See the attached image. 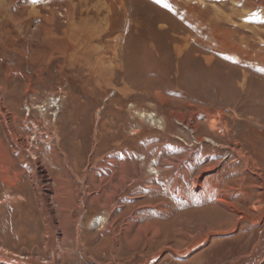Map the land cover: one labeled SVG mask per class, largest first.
I'll return each instance as SVG.
<instances>
[{"label":"rangeland","instance_id":"obj_1","mask_svg":"<svg viewBox=\"0 0 264 264\" xmlns=\"http://www.w3.org/2000/svg\"><path fill=\"white\" fill-rule=\"evenodd\" d=\"M261 255L264 0H0V264Z\"/></svg>","mask_w":264,"mask_h":264},{"label":"bare ground","instance_id":"obj_2","mask_svg":"<svg viewBox=\"0 0 264 264\" xmlns=\"http://www.w3.org/2000/svg\"><path fill=\"white\" fill-rule=\"evenodd\" d=\"M98 9H99V8H98ZM84 12H85V11H84ZM92 36H93V35H92ZM52 101H53V104H52V105H55V106H56L57 103L59 104V100H58V102H56V100H54V98H52ZM59 113H60V112H59ZM143 116H144V115H143ZM147 116L150 118V114L147 115ZM151 116H152V115H151ZM74 124H75V123H74ZM53 135H54V134H53ZM14 138H15V137H14ZM14 138H13V139H14ZM33 138H34V137H33ZM50 139H51V138H50ZM3 152H5V149H3ZM35 158H36V157H35ZM148 166H149V165H148ZM139 170H140V169H139ZM138 175H139V174H138ZM135 176H136V175H135ZM183 176H184V175H183ZM176 181H177V180H176ZM138 182H139V181H138ZM138 182H137V183H138ZM196 182H198V179L196 180ZM196 184H198V183H196ZM158 185H159V184H158ZM161 187H162V186H161ZM134 188H135V187H134ZM95 197H96V196H95ZM97 197H98V196H97ZM69 207H70V206H69ZM44 208H45V207H44ZM45 211H46V210H45ZM50 218H51V217H50ZM65 218H67V217H65ZM50 220H51V219H50ZM102 220H104L103 217H101V221H102ZM65 221H66V220H65ZM262 241H263V240H262ZM219 245H220V244H219ZM219 247H220V246H219ZM221 254H222V253H221ZM260 258H261V263H263V262H264V261H263V260H264V255H261ZM262 259H263V260H262ZM258 263H260V262H258Z\"/></svg>","mask_w":264,"mask_h":264},{"label":"crops","instance_id":"obj_3","mask_svg":"<svg viewBox=\"0 0 264 264\" xmlns=\"http://www.w3.org/2000/svg\"><path fill=\"white\" fill-rule=\"evenodd\" d=\"M0 259H2L1 257H0ZM4 259V258H3ZM5 260H7V261H10L11 262V260H8V259H5ZM139 264V263H138ZM140 264H143V262L141 261L140 262Z\"/></svg>","mask_w":264,"mask_h":264},{"label":"snow or ice","instance_id":"obj_4","mask_svg":"<svg viewBox=\"0 0 264 264\" xmlns=\"http://www.w3.org/2000/svg\"><path fill=\"white\" fill-rule=\"evenodd\" d=\"M158 2H159V0H158ZM166 6V5H165Z\"/></svg>","mask_w":264,"mask_h":264}]
</instances>
